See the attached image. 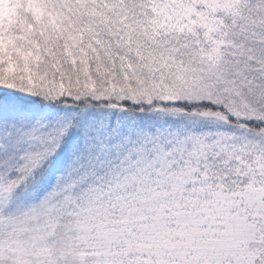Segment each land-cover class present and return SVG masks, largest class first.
Segmentation results:
<instances>
[{
  "label": "snow or ice",
  "instance_id": "snow-or-ice-1",
  "mask_svg": "<svg viewBox=\"0 0 264 264\" xmlns=\"http://www.w3.org/2000/svg\"><path fill=\"white\" fill-rule=\"evenodd\" d=\"M46 4L0 59V264H264V0Z\"/></svg>",
  "mask_w": 264,
  "mask_h": 264
},
{
  "label": "trees",
  "instance_id": "trees-1",
  "mask_svg": "<svg viewBox=\"0 0 264 264\" xmlns=\"http://www.w3.org/2000/svg\"><path fill=\"white\" fill-rule=\"evenodd\" d=\"M23 13H31L37 24H44L52 26L54 32H59L60 24L57 22V15L51 10L50 6L46 4V0H0V59L11 60L12 53L15 52L22 59L25 64L29 58L33 62L40 59L39 52L33 55L31 50L24 51V44L17 47V40H26L27 36L32 33V24H27L26 17ZM45 17L47 20L45 21ZM24 33L23 36L17 37L10 29L17 25ZM45 43H47L48 35L44 33ZM34 43V42H33ZM9 70L13 68V64L8 66Z\"/></svg>",
  "mask_w": 264,
  "mask_h": 264
}]
</instances>
